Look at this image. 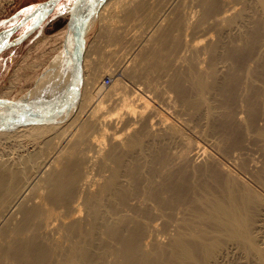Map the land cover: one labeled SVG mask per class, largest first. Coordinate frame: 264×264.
Returning <instances> with one entry per match:
<instances>
[{
    "label": "bare ground",
    "instance_id": "6f19581e",
    "mask_svg": "<svg viewBox=\"0 0 264 264\" xmlns=\"http://www.w3.org/2000/svg\"><path fill=\"white\" fill-rule=\"evenodd\" d=\"M97 17L101 36L123 41L110 89L84 50L72 115L48 105L49 124L9 132L25 111L0 105L1 141L54 132L0 153V264H264V153L250 159L246 140L252 127L264 143V0H117ZM69 39L37 102L75 97ZM169 92L172 118L151 104L170 109Z\"/></svg>",
    "mask_w": 264,
    "mask_h": 264
},
{
    "label": "rangeland",
    "instance_id": "374dc122",
    "mask_svg": "<svg viewBox=\"0 0 264 264\" xmlns=\"http://www.w3.org/2000/svg\"><path fill=\"white\" fill-rule=\"evenodd\" d=\"M42 1H44V0H0V31H2L3 29L7 28L10 25H12L13 23H15L23 15H25L27 12H29L37 3L42 2ZM116 2H117V0H62L56 6V8H54L50 13L46 14L43 18L38 17L36 20L29 21L21 30H19L17 32V34H15L12 37L11 42L9 41V45L10 44L11 45L0 53V100L1 101L3 100V102L0 101V105L1 106L7 105L8 104L7 102L9 101V105L12 103L14 105V108L12 110V114L15 112L14 114L19 117V115H18V113L20 114L19 111L22 110L21 113L24 111H25V113H23V115L21 114L22 117L21 116L19 117L21 122H19L20 120H18L19 118L16 116V119L18 118L17 119L18 123L17 124L13 123V124L7 125V127H5L6 131L9 130V132H10L13 129V126H16V125L21 127V125L24 126V124H25V126H26V125H30L33 123L40 125V124H43L45 122L44 124H46V123L49 124L50 121L46 120V117H44L43 119L42 118L40 119V117H39L43 113V112H41V111H43V108H47L48 105H52V107H50V108L54 109V107L58 104V106L55 107L56 111H58V112H55L54 116L60 115L64 110H65L64 112L70 110L69 111L70 115H72L73 112H75V110L79 107V102H80V100H79L80 99L79 98L80 97V84H81V78L83 77L82 76L83 54L87 53L86 54L87 55L86 56L87 61H88L87 57H90L89 62L93 61V63H94V64H92L90 62V66L92 69L89 66V70H91L94 74L95 73L98 74V78L96 79V84L102 85L104 91H106L112 87V84H113L114 79H115L113 77V74H114L113 72H115V73L117 72L116 71L117 70L116 69L117 63L114 61L115 58H113V57L114 56L116 57L118 54H120L122 52L121 43H123V41L120 38L121 32L114 34L110 39L106 38L104 36H101L100 30H99L101 25L99 24L100 21L98 20L99 18L97 16H99L101 13H104V12L106 15H108L109 10L115 8ZM129 23H130L129 26L131 28H133V30H134L133 32L135 33L136 24H133L132 21H130ZM69 25H70V27H69ZM129 26H127V28ZM75 28L78 31H76ZM68 34H69V36H68ZM80 36L82 37L81 39H80ZM68 37L72 39V40L69 39V43L72 44V46H73L72 47L73 49L71 52L72 59L70 56H68L69 57V64L71 65V61L73 62V60H74V63H72L71 68L69 67L70 68L69 70L72 71L74 74L73 70L75 69L76 75H73L71 72V75H73V76H69L70 71L69 72L66 71L65 74H66V77H68L67 80L70 79L69 80L70 82L67 81L66 83L68 84V82H69V84H71L73 81L72 80L73 78L74 79L76 78L77 83H75V85L73 83V87L70 88V90H72V93L75 97H73L71 95L72 96L71 102H70V99H69L68 103H67V100L64 101V102H66L65 103L66 107L64 106L65 108L62 107L60 109L59 106H62L64 103V102L62 103V101L60 100V98L62 99L61 96L58 95V97H60V98L56 97L57 99L55 98L56 99L55 101L50 98V99H46V101L44 100L43 103L37 102V100H36L37 98L34 97L33 89H35V86H37L38 82L41 81V79L44 76L46 69L51 65L53 60L56 59L55 57H59L63 53L64 45L66 44ZM77 38H78V40H77ZM81 44H82V47H81ZM88 46H89V48H88ZM84 50L86 53H84ZM73 53H75V55ZM110 53H112L114 56L112 57V54H110ZM91 57H93V58H91ZM94 57H96L95 60H93ZM104 57L107 59L105 66L103 65V67H102L101 64H100L101 66H99L97 63L99 61L97 59L98 58L103 59ZM95 61H97L96 64L98 67L95 65ZM79 63H81V64H79ZM96 67L98 69H95ZM97 70H98V72H96ZM77 72H78V74H77ZM71 77H73V78L71 79ZM117 77H119V76H117ZM105 78H109V83L107 85H104ZM78 80H79V82H78ZM122 82L127 84V82L123 78H122ZM76 84H78V86H76ZM263 86H264V83H263ZM30 91L31 92L33 91L32 94ZM115 92L118 94V96H121L120 92L118 93V90H116ZM115 92H114V94H115ZM114 94H113V96H114ZM27 95L29 97H27ZM113 96L111 98H114ZM25 97L31 98V100H26ZM164 98L166 100H168L170 109L164 107L163 106L164 104H162L161 100H159V103H158L157 102L158 99H155L154 102L151 101V104L152 105L154 104V106H156V107L160 106L157 109L159 111H161L162 113H164L165 115H168L169 117H171V115L173 117H176V115H180V108L175 103L174 93L169 92L168 94L164 95ZM106 99L107 100L105 101V104H108L109 102L111 103L112 99L111 100H109L108 98H106ZM18 101H20V102L18 103ZM50 101H52V104ZM53 101L56 102V104ZM10 102H12V103H10ZM15 102H17V103H15ZM35 102L38 103V107H37V104ZM45 102H48V103L45 104ZM106 102H108V103H106ZM155 102H157V103H155ZM4 103H6V104H4ZM22 103L24 105H21L20 107L23 106L27 109H25V108L22 109L19 107V105ZM26 104H27V106H26ZM41 105H43V106H41ZM117 106H118V104H117ZM119 106L121 107V105H119ZM33 107L35 108L36 111H34ZM69 107H70V109H69ZM15 109H17L18 111ZM28 110L32 111L33 116H35V117H33V116L31 117L30 115L32 114V112H29ZM61 110H63V111H61ZM237 112L239 114V117L245 118L240 107H238ZM8 113H10V111ZM26 113H27L28 117L26 116ZM29 116L32 119H34L36 122L34 120H32ZM24 117H25V119H24ZM26 117H27V119H26ZM260 117H264L263 109H262V112L258 113V117L256 118V122ZM27 120H29L30 122H27ZM40 120H41V122H40ZM43 120H45V121L42 122ZM22 122H23V124H21ZM62 123H64V121H62ZM255 131L256 130H254V128H252V127L250 128V130L246 131L247 144L251 148L250 149V154H251L250 159H254L256 157L263 156V153H264V143H263L261 137ZM41 133L43 135H41ZM52 133L54 134L53 131L46 132L45 134H44V132L39 131L36 133V136H32V138H31V135L28 133V131L23 130V131H19V133L16 132V136L14 135L12 138H11V136H8L5 139H2V141L0 139V143L2 144V145L0 144V153L3 156L5 154H11L12 151H14L12 154H15L17 152H19L21 154L22 153L26 154V152L32 151L34 147L38 146V144L41 146L42 138H43V140H42V142H43L46 140V138L51 136ZM9 137H10V139H8ZM39 138H41V139H39ZM6 139H8V141ZM17 139H18V141L20 140L19 144L22 147L17 146V145H19V144H17L18 143ZM4 140H5V142H4ZM6 142H8V144H6ZM15 142H17V143H15ZM35 142H36V146H32V145H35ZM14 146H17V147L14 148ZM25 146H27V147H25ZM1 147L4 150H1ZM5 148H7V149L9 148V151L7 149L5 150ZM19 148H20V150L22 148V150L21 151L18 150ZM41 148H42V146H41ZM13 149H16V150H13Z\"/></svg>",
    "mask_w": 264,
    "mask_h": 264
},
{
    "label": "water",
    "instance_id": "95a60500",
    "mask_svg": "<svg viewBox=\"0 0 264 264\" xmlns=\"http://www.w3.org/2000/svg\"><path fill=\"white\" fill-rule=\"evenodd\" d=\"M61 1L44 0L39 2L15 23L0 31V53L11 45H7L6 43L8 41L11 42L12 36L21 30L29 21L37 19L43 13H50Z\"/></svg>",
    "mask_w": 264,
    "mask_h": 264
},
{
    "label": "built area",
    "instance_id": "2783aa9c",
    "mask_svg": "<svg viewBox=\"0 0 264 264\" xmlns=\"http://www.w3.org/2000/svg\"><path fill=\"white\" fill-rule=\"evenodd\" d=\"M109 83V78H105L104 85H107Z\"/></svg>",
    "mask_w": 264,
    "mask_h": 264
}]
</instances>
